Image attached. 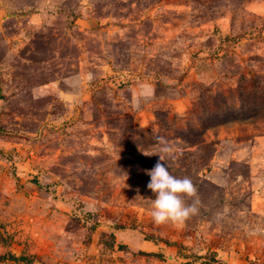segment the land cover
Wrapping results in <instances>:
<instances>
[{"label": "rangeland", "instance_id": "1", "mask_svg": "<svg viewBox=\"0 0 264 264\" xmlns=\"http://www.w3.org/2000/svg\"><path fill=\"white\" fill-rule=\"evenodd\" d=\"M0 86V257L264 264V0H0Z\"/></svg>", "mask_w": 264, "mask_h": 264}, {"label": "clouds", "instance_id": "2", "mask_svg": "<svg viewBox=\"0 0 264 264\" xmlns=\"http://www.w3.org/2000/svg\"><path fill=\"white\" fill-rule=\"evenodd\" d=\"M162 151L171 153L172 150L164 147ZM159 157L154 168L147 170L151 177L147 187L156 196L152 201L151 217L157 225L165 223L182 225L199 212V199H194L191 203H186L185 200V197L196 195V188L189 177L172 175L168 164L160 162L165 161V156L159 154Z\"/></svg>", "mask_w": 264, "mask_h": 264}, {"label": "trees", "instance_id": "3", "mask_svg": "<svg viewBox=\"0 0 264 264\" xmlns=\"http://www.w3.org/2000/svg\"><path fill=\"white\" fill-rule=\"evenodd\" d=\"M0 97H1V86H0ZM144 253V251H143ZM146 254H150V253H147L145 252ZM1 259H7V258H10L12 260H15V261H23V262H27V263H30L32 264L34 262V259L33 258H30L28 257L27 255H15V254H11L9 255V257L7 255H3L2 257H0ZM206 264H207V261H204ZM189 264H192L190 261L188 262Z\"/></svg>", "mask_w": 264, "mask_h": 264}]
</instances>
